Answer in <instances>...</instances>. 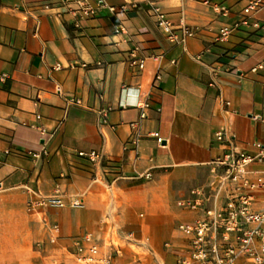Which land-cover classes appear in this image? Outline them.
<instances>
[{
    "label": "crops",
    "instance_id": "0c3cea01",
    "mask_svg": "<svg viewBox=\"0 0 264 264\" xmlns=\"http://www.w3.org/2000/svg\"><path fill=\"white\" fill-rule=\"evenodd\" d=\"M219 1L228 14L199 0H0L1 252L17 264H77L66 251L91 233L119 251L114 264H175L185 242L177 223L195 216L178 201L193 189L211 193L212 161L226 149L215 134L248 152L264 142V28L254 25L264 5L247 15L249 0ZM155 7L197 34L171 43ZM133 49L162 56L138 70L128 63ZM145 99L147 116L133 128ZM91 149L104 153L101 163L78 156ZM56 194L66 206H29Z\"/></svg>",
    "mask_w": 264,
    "mask_h": 264
},
{
    "label": "built area",
    "instance_id": "2783aa9c",
    "mask_svg": "<svg viewBox=\"0 0 264 264\" xmlns=\"http://www.w3.org/2000/svg\"><path fill=\"white\" fill-rule=\"evenodd\" d=\"M199 1L210 5L222 15L229 12V8L222 1ZM79 5L80 9L89 15H94L97 11V7H91L86 3L79 2ZM263 5L264 0H249L244 13L249 15ZM154 11L158 27L171 43L182 44L197 34L195 27L183 21L179 24L174 23L159 7H155ZM247 22L248 18H245L231 26H223L219 30L217 40L227 39L233 31ZM254 25L264 28V23L256 22ZM119 28L125 30L123 25ZM161 56L160 54L139 56L137 50L133 49L129 53L128 63L131 67L141 70L145 68L148 58L158 60ZM6 76L7 74L3 73L0 78ZM160 78L161 71H158L153 84ZM75 102L78 103L80 100L75 99ZM138 102V106L141 107L140 119L130 122L133 128H136L140 120L147 116L145 109L150 106L148 99ZM110 109L111 107L101 108L102 123L107 122ZM41 132L44 133L45 129L42 128ZM152 135L158 142L162 141L157 131H153ZM215 137L226 145V149L212 161L211 171L214 180L209 186L211 193L205 195L202 189H193L191 194L194 196L178 201L179 206L193 211L195 216L177 223L176 228L185 242L183 248L175 253V264H264V199L259 198V194H264V142H256V151L248 152L232 145L223 131H218ZM138 141V135L134 134L130 138L135 148ZM43 153L47 154V151L44 149ZM29 154L33 157L39 155L31 151ZM78 156L88 159L91 163H101L104 159V153L97 149L79 151ZM143 176L149 177L151 173L147 171ZM39 205L64 207L66 202L59 194L29 202L31 208ZM79 205L78 199L70 202L72 207ZM60 237L59 224H52L50 243H57ZM164 247L178 248L172 246L170 241H165ZM66 252L77 264H114L115 256L119 253L111 244H100L91 233L73 238L72 245Z\"/></svg>",
    "mask_w": 264,
    "mask_h": 264
},
{
    "label": "rangeland",
    "instance_id": "374dc122",
    "mask_svg": "<svg viewBox=\"0 0 264 264\" xmlns=\"http://www.w3.org/2000/svg\"><path fill=\"white\" fill-rule=\"evenodd\" d=\"M11 253L10 252H1L0 251V264H9L10 262H14L15 264H17V260L13 257H10Z\"/></svg>",
    "mask_w": 264,
    "mask_h": 264
}]
</instances>
